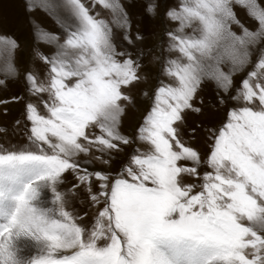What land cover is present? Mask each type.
<instances>
[{"label": "snow or ice", "instance_id": "1", "mask_svg": "<svg viewBox=\"0 0 264 264\" xmlns=\"http://www.w3.org/2000/svg\"><path fill=\"white\" fill-rule=\"evenodd\" d=\"M37 8L65 38L33 20L54 46L33 50L46 71L25 70L27 99L0 100L5 115L23 101L14 129L26 133L0 142V264H264V0H26L29 14ZM137 8L178 27L165 30L152 103L129 134V93L148 79L144 50L129 51L143 39ZM19 47L0 35V53ZM7 68L5 90L18 75ZM209 86L215 126L191 120Z\"/></svg>", "mask_w": 264, "mask_h": 264}, {"label": "rangeland", "instance_id": "2", "mask_svg": "<svg viewBox=\"0 0 264 264\" xmlns=\"http://www.w3.org/2000/svg\"><path fill=\"white\" fill-rule=\"evenodd\" d=\"M93 0H86V3L91 4ZM142 3V0H140ZM54 5H62L64 0H51ZM180 3V0H167V4L170 7H176ZM26 0H0V35H12L14 36L20 47L12 54L0 53V80L5 79L8 73L7 65L12 63L18 70V75L15 78L9 76L7 83L9 87L5 90L0 88V100L10 99L14 96H20L27 99V86L24 81V74L26 69L35 68L38 72L43 73L46 71V66L39 61L34 60L33 50L36 48L41 49L44 53H51L54 51V46L49 45L43 41H38L35 35V29L32 21L35 20L41 25V27L47 31L60 36L61 42H63L65 35L61 31L60 27L56 24L54 17L50 13L41 10L34 9L29 14L26 10ZM100 12L101 17L108 19L110 14L102 8L96 9ZM57 11L64 14L66 9L58 7ZM239 18L254 27V23L249 20L245 9L242 7H236ZM133 34L139 31L143 39L138 41L135 48H129V51L135 53L137 49H142L146 53L142 63V70L148 79L146 82H142L133 87L130 91V95L133 98L134 103L130 104L127 109V115L123 122V130L127 133H132L142 122L143 116L146 114L152 103V93L157 87L158 77L160 76L161 63L166 55L164 49L167 47V37L165 35L166 28H176L178 24L176 22L166 21L162 15L155 17L146 16L142 9L137 8L133 13ZM126 46V45H125ZM259 56V52L255 53L252 59L255 61ZM159 57V60L154 58ZM148 92V97L144 96V92ZM204 100V114L203 116H193L192 121L196 123H203L205 126L218 125L222 120V114L215 111V91L209 86L201 94ZM8 113L4 114L3 106L0 105V125H6L9 129L8 133L0 132V142H3L5 138L14 144L26 143L23 127L14 129V122L17 119H22L24 110L23 101L19 103H9L7 105ZM189 136L185 135V140H188ZM201 143L199 144L201 152L207 151V145L203 140V136L200 137ZM143 151L147 148V145H138ZM95 167L99 168L101 165L95 164ZM116 165H114L115 169ZM50 198V193H49ZM87 201L81 197V201L75 202L74 207L79 211L85 208ZM87 210L90 216L95 215L96 209L87 206Z\"/></svg>", "mask_w": 264, "mask_h": 264}]
</instances>
